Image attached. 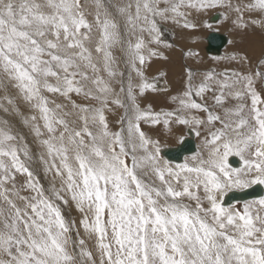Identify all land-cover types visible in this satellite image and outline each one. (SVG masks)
I'll return each mask as SVG.
<instances>
[{
  "label": "snow or ice",
  "instance_id": "obj_1",
  "mask_svg": "<svg viewBox=\"0 0 264 264\" xmlns=\"http://www.w3.org/2000/svg\"><path fill=\"white\" fill-rule=\"evenodd\" d=\"M256 188L264 0H0V264H264Z\"/></svg>",
  "mask_w": 264,
  "mask_h": 264
},
{
  "label": "rangeland",
  "instance_id": "obj_2",
  "mask_svg": "<svg viewBox=\"0 0 264 264\" xmlns=\"http://www.w3.org/2000/svg\"><path fill=\"white\" fill-rule=\"evenodd\" d=\"M223 31V30H222ZM211 32L210 31H204L203 33L200 34L201 39L198 42V44L195 45V47L198 49V47H202L203 45V50H202V54L204 55H208V53L206 52V48H207V42L203 41L204 38H206ZM258 39L259 43L261 42V37L260 35L254 34V35H250L248 37L245 38V43L243 45H241L242 47H247L249 44H252L254 46H256L258 43L256 40ZM182 40H179L178 43L181 44L182 46L186 45V41H184V44H182ZM255 48H257L259 50V46H256ZM172 62L169 65L163 66L166 67L167 70H169L170 72V76L172 78V80L174 82H176L177 86H178V80L181 74V64L182 61L180 59V55L179 53H173L172 54ZM162 65H160L159 67H161ZM162 102V101H161ZM164 143L166 148H175L178 146V143L175 139L174 136H165L163 137ZM196 143H198V141L196 140Z\"/></svg>",
  "mask_w": 264,
  "mask_h": 264
},
{
  "label": "water",
  "instance_id": "obj_3",
  "mask_svg": "<svg viewBox=\"0 0 264 264\" xmlns=\"http://www.w3.org/2000/svg\"><path fill=\"white\" fill-rule=\"evenodd\" d=\"M207 41V48H206V52L209 55H218V54H222L223 49L225 48V45L222 43V38L219 36V34H214V33H210L206 39ZM189 139L192 141V146L194 147L196 143L195 138L193 137H189ZM178 148V147H177ZM177 148H172V149H166L169 151H175ZM187 153H185L186 155ZM176 162H180L179 160H177ZM250 195L246 196L245 198H253L257 193H260L261 191H264L260 188H256L255 190H247ZM244 193H240L237 192L235 194H230V197L232 196H244Z\"/></svg>",
  "mask_w": 264,
  "mask_h": 264
},
{
  "label": "bare ground",
  "instance_id": "obj_4",
  "mask_svg": "<svg viewBox=\"0 0 264 264\" xmlns=\"http://www.w3.org/2000/svg\"><path fill=\"white\" fill-rule=\"evenodd\" d=\"M207 37H208V36H207ZM207 37L204 38L203 41L207 42V41H206ZM182 41H183V40H182ZM256 41L258 42V43H256V44H257L256 46H260V43H259L258 39H257ZM182 44H184V41L182 42ZM256 46H255V47H256ZM225 48H226V46H225ZM225 48L223 49V51H225ZM256 49H257V48H256ZM198 50L200 51L201 55L205 57V59H208L209 57L213 56V55H209V54H208V55H207V54H206V55H205V54H204V55L202 54L203 45H202V47H200V48L198 47ZM223 51H222V53H223ZM257 51H258V49H257ZM159 66H160V65H156V67H159ZM177 147H179V145H178ZM177 147H175V148H177ZM166 149H172V148H166Z\"/></svg>",
  "mask_w": 264,
  "mask_h": 264
}]
</instances>
